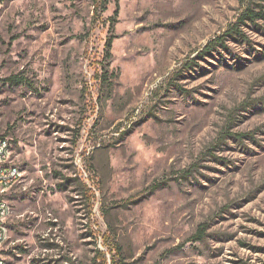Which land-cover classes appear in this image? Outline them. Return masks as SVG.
Here are the masks:
<instances>
[{
  "label": "rangeland",
  "instance_id": "obj_1",
  "mask_svg": "<svg viewBox=\"0 0 264 264\" xmlns=\"http://www.w3.org/2000/svg\"><path fill=\"white\" fill-rule=\"evenodd\" d=\"M246 4L1 2L0 136L22 170L7 264H264V21L236 29Z\"/></svg>",
  "mask_w": 264,
  "mask_h": 264
},
{
  "label": "built area",
  "instance_id": "obj_2",
  "mask_svg": "<svg viewBox=\"0 0 264 264\" xmlns=\"http://www.w3.org/2000/svg\"><path fill=\"white\" fill-rule=\"evenodd\" d=\"M2 1L0 0V4ZM11 155L9 139L0 138V247L7 238V219L11 213L7 194L22 178V170L12 162ZM0 264H7L2 255Z\"/></svg>",
  "mask_w": 264,
  "mask_h": 264
},
{
  "label": "trees",
  "instance_id": "obj_3",
  "mask_svg": "<svg viewBox=\"0 0 264 264\" xmlns=\"http://www.w3.org/2000/svg\"><path fill=\"white\" fill-rule=\"evenodd\" d=\"M241 3H247L245 6V9L243 10L242 14L238 17V20L236 22V29L237 26L240 23L250 21V22H256L257 20H263L264 21V0L260 1V4L257 5V7L252 6V1L251 0H239ZM94 5H95V11L97 12L100 8L104 9L106 5L108 4L109 0H93ZM17 37H14L13 39H16ZM112 42H113V37H110L107 42H106V49L107 52H110V49L112 47ZM208 48V47H207ZM105 76V75H103ZM7 81L11 82H22L25 79L21 76L17 75H12L6 78ZM0 138H5L3 136H0ZM204 233V230L201 228L199 229L198 234L194 237L195 239H200L202 238V235ZM101 257H102V264H108V260L105 257V252H99ZM112 264H119V262L116 260V257H112L111 259Z\"/></svg>",
  "mask_w": 264,
  "mask_h": 264
}]
</instances>
